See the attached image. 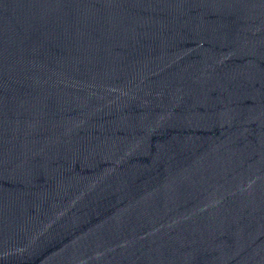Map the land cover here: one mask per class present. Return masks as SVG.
Wrapping results in <instances>:
<instances>
[{
  "label": "water",
  "instance_id": "95a60500",
  "mask_svg": "<svg viewBox=\"0 0 264 264\" xmlns=\"http://www.w3.org/2000/svg\"><path fill=\"white\" fill-rule=\"evenodd\" d=\"M0 264H264V0H0Z\"/></svg>",
  "mask_w": 264,
  "mask_h": 264
}]
</instances>
